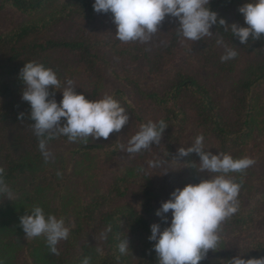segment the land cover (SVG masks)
Instances as JSON below:
<instances>
[{"label":"trees","instance_id":"trees-1","mask_svg":"<svg viewBox=\"0 0 264 264\" xmlns=\"http://www.w3.org/2000/svg\"><path fill=\"white\" fill-rule=\"evenodd\" d=\"M94 0H0V12L14 9L28 16L27 22L8 30L0 31V165L6 170V179L16 194L15 200L0 199V258L5 264H17L14 250L15 240L23 239L25 233L19 218L30 214L32 206L39 204L47 213L48 205L38 194L39 190L55 182L53 174L40 171L44 161L38 139L33 134L29 119L30 105L22 99L25 87L20 71L29 60H37L46 67L54 68L61 80L71 78L77 92L86 98H101V64L106 56L127 63H137L144 68L142 75L155 77L165 66L166 59L160 53H150L146 48L123 43L115 38L91 29L94 24L106 20L111 22V13L99 16L93 9ZM247 0H210L209 7L224 18L228 24L236 22L242 26L243 14L239 8ZM100 22V23H99ZM224 26L213 25L211 37L195 41L196 51L210 70L230 75L241 62L243 77L231 90L230 105L224 108L216 92L197 76L186 71H176L153 87H147L139 79L127 78L132 85L134 99L148 103L156 110L155 120L163 118L168 123L162 139L168 141L166 153L169 158L176 154V147L183 141L188 129H195L205 140L216 142V153H230L233 157L250 149V157L264 168V34L261 38L242 44L238 37L224 33ZM223 36L228 47L236 48L237 57L221 62L224 47L216 40ZM178 35L175 34V38ZM168 49H172L169 47ZM101 62V64H100ZM136 64V65H137ZM135 65V66H136ZM81 72L83 79L77 75ZM140 77V76H139ZM89 84H87L88 82ZM140 124L148 120L138 112L137 102L121 91L112 93ZM59 102L62 92L56 91ZM23 113L21 118L20 114ZM118 133L110 134L108 143L88 142L65 152L62 160L69 156L71 162L88 159L97 154L107 159L117 157ZM64 136L49 141L54 153L59 145L67 142ZM57 153H54L56 156ZM191 183L205 179L198 167L199 156L190 153L184 156ZM140 167L127 169L98 182L90 195L75 205L71 219L69 237L58 244L59 255L50 253L45 242L36 243L38 238L28 241L29 254L26 264H81L85 256L91 257L90 264H158V257L148 240L150 225L160 222L156 215L157 205L150 178L145 174L138 178ZM264 174V169H263ZM237 180L240 174L233 173ZM25 177L29 180H19ZM141 179V180H140ZM244 184V183H243ZM22 185V186H21ZM243 185L239 194L240 211L227 220V229L238 236L255 224L257 214L243 199ZM169 222L171 212L168 213ZM111 225L112 231L106 239L101 233ZM166 225L162 224V227ZM121 238L129 241L130 252L121 255L118 243ZM103 249V255L96 248ZM249 258L264 257V236L254 240L248 249ZM200 264H221L207 256Z\"/></svg>","mask_w":264,"mask_h":264},{"label":"clouds","instance_id":"clouds-1","mask_svg":"<svg viewBox=\"0 0 264 264\" xmlns=\"http://www.w3.org/2000/svg\"><path fill=\"white\" fill-rule=\"evenodd\" d=\"M209 4L210 0H94L93 9L97 13H111L116 26L115 38L123 43L149 42L159 32L166 16L178 21L177 35L182 41L195 42L211 37L214 34L211 28L217 22L224 26V33L230 32L245 45L250 37L255 41L264 34V0H247L239 8L246 26L236 22L228 24L222 17L218 21L217 12L211 10ZM216 43L224 47L220 57L222 63L237 57L238 51L228 47L223 36L218 35ZM20 79L25 85L22 99L30 105L31 128L46 163L54 159L49 141L56 137L64 136L69 142L87 144L90 139H107L111 133H119L129 122V112L114 94L86 98L83 92H77L73 79L61 80L54 68L37 60L24 64ZM56 91L62 92L59 102L55 98ZM23 115L20 114L21 118ZM167 126L163 118L150 119L139 125L126 145L118 144V147L134 156L153 144L160 145ZM208 149L203 133L197 135L189 147L178 149L180 157L196 153L200 158L198 169L206 172L208 178L174 189L169 199L162 201L156 210L160 222L150 225L148 240L154 242L152 247L158 264H200L209 250L220 248L222 224L240 211L243 175L255 160L249 156L234 158L230 153H213ZM161 166L160 159L149 161L151 168ZM233 173L240 174L241 179L237 180ZM4 197L14 201L16 194L6 179L4 166L0 165V199ZM29 210L30 214L19 218L25 237H43L50 253L59 255L58 244L70 233L65 218L47 213L39 204ZM111 231L109 225L101 233V239H106ZM118 251L121 255L130 252L127 238L120 239ZM96 252L103 255L102 248L97 247ZM90 260L91 257L85 256L81 264H90ZM0 264H5L3 258ZM228 264H264V257L245 259L241 253L228 260Z\"/></svg>","mask_w":264,"mask_h":264},{"label":"rangeland","instance_id":"rangeland-1","mask_svg":"<svg viewBox=\"0 0 264 264\" xmlns=\"http://www.w3.org/2000/svg\"><path fill=\"white\" fill-rule=\"evenodd\" d=\"M105 13L98 14L99 20ZM30 18L21 14L14 9H4L0 12V31L8 30L14 26L27 22ZM100 23V22H99ZM178 21L175 18L166 16L164 21L159 26L157 32L152 39L147 43L130 42L146 48L150 53H160L166 59L164 69L155 77L142 75L144 68L137 63H127L122 60H117L111 55L106 56V63L101 64L100 87L101 97L104 94H112L116 91L123 92L126 96L132 98L137 102L138 112L142 114L147 120H155L156 110L151 105L143 101L134 99L135 96L131 94L132 85L127 81V78H135L147 87H153L162 79H167L169 75L176 71H186L197 76L202 82L206 83L218 95V99L224 108L230 105L231 90L243 77V67L245 64L241 62L239 67L230 75H224L210 70L204 65L203 59L200 58L196 51V43L193 41H182L179 37L175 38L177 34ZM91 29L99 30L102 34L115 36L116 26L110 20H106L101 24H94ZM172 47V49H168ZM137 64V65H136ZM136 65V66H135ZM77 75L83 79L81 72L77 71ZM140 76V77H139ZM87 81V79H86ZM88 82V81H87ZM89 84V82L87 83ZM140 123L130 117L129 122L123 126L121 131L117 134L120 144H127L131 135L135 134L139 129ZM200 133L195 127H190L183 139V141L176 147V151L172 158H169L166 153L168 141L161 139L160 145L153 144L148 150L137 153L134 156H129L126 152L120 150L117 157L107 159V156L97 154L91 159H77L76 157L68 162H63L62 157L65 152L82 145V143L64 142L56 149L57 153L53 160L48 161L40 166L41 172L53 174L55 182L41 188L38 192L42 196V200L48 205L50 212L57 217L63 216L67 220L71 219L75 205L83 200L87 195H90L98 182L108 181L115 174L125 172L127 169L140 167L138 178L143 174L150 178L153 186V191L156 196L157 205L161 206V202L169 199L170 193L178 188L183 187L187 183H191L189 168L184 158L178 155L180 147H189L194 141L195 137ZM109 139L100 138L89 142H106ZM208 150L216 153L217 145L212 140H205ZM251 151L246 149L234 155V158L249 156ZM62 159V160H61ZM160 159L162 166L159 168L149 167V161ZM199 164V162H197ZM263 166L259 162H255L250 168L246 170L243 175V199L247 205H251L257 214L255 224L251 229L242 232L235 236L229 233L227 229V220L222 224V243L217 250H209L207 257L210 260L218 261L221 264H228V260L232 257L243 253L245 259L249 258L248 249L250 244L264 236V174ZM60 173L58 176L57 173ZM201 172V171H200ZM205 179L208 178L206 172H201ZM141 180V179H140ZM29 180L23 177L19 182ZM21 185V186H22ZM30 239L15 240L14 250L16 251L15 259L17 264H26V257L29 254L28 241ZM45 242L43 237H39L36 243Z\"/></svg>","mask_w":264,"mask_h":264}]
</instances>
